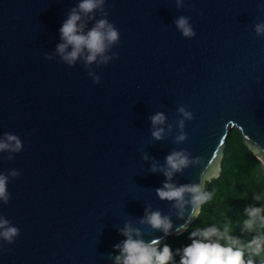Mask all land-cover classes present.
Wrapping results in <instances>:
<instances>
[{
    "label": "water",
    "instance_id": "1",
    "mask_svg": "<svg viewBox=\"0 0 264 264\" xmlns=\"http://www.w3.org/2000/svg\"><path fill=\"white\" fill-rule=\"evenodd\" d=\"M77 3L0 0V134L24 145L11 161L0 153V172L21 173L7 186L9 203H0V215L20 229L0 247V264H114L113 247L125 237L113 225L142 217L148 204L170 214L154 191L165 177L148 172L145 152L161 163L173 148L202 157L204 165L174 177L198 183L202 167L221 165L233 125L264 159V37L253 29L264 22V0H184L179 10L175 0H106L119 58L91 66L98 84L79 62L44 58ZM180 15L191 18L194 38L176 30ZM178 106L193 119L188 140L173 144ZM157 111L174 125L162 142L149 132ZM171 219L173 234L188 217ZM134 226L146 241L163 235Z\"/></svg>",
    "mask_w": 264,
    "mask_h": 264
},
{
    "label": "clouds",
    "instance_id": "2",
    "mask_svg": "<svg viewBox=\"0 0 264 264\" xmlns=\"http://www.w3.org/2000/svg\"><path fill=\"white\" fill-rule=\"evenodd\" d=\"M106 0H78V3L67 11L66 19L59 28V43L54 51L45 52L46 60L59 58V62L73 67L78 62L91 77L93 84L100 83L91 66L107 65L118 59V53L112 49L120 43V32L113 23L107 19L109 12L105 8ZM177 10L184 7V0H175ZM264 11V5H258ZM98 17V18H97ZM190 17L180 15L173 20L176 30L187 39L196 36V31L190 23ZM91 24V26H89ZM257 37H264V22L253 26ZM111 53V54H109ZM178 71H183L179 69ZM257 83L260 82L257 78ZM177 113L181 117L175 121L176 132L172 135L173 144H182L188 140L184 131L185 122L193 119L192 112L186 106H178ZM150 121L149 132L155 142L164 141L173 133V123L168 122L164 112L157 111L148 117ZM23 141L18 135L4 132L0 134V153H7L3 159L11 161L15 154L23 150ZM141 160L148 163V172L162 174L165 179L162 186L156 188L155 195L161 201L170 204L169 213L177 219H188L184 225L176 229V233L187 231L189 226L201 215L203 206L211 202L215 196L214 191L207 189V183L214 178H219L221 168L219 165L208 168L202 167L199 182L178 184L174 177L182 175L189 167L204 165L200 156L192 157L186 149L175 148L164 157L163 163L156 158L142 154ZM264 168V159L260 160ZM21 175L19 170L13 168L7 173L0 172V203L7 205L11 199L8 184ZM252 199L260 202L246 206L240 226V235L233 234L232 221L228 218L222 226H208L195 228L189 233L190 244L176 250L180 256L179 264H256V257L264 255V194H253ZM170 214H162L160 210H153L150 204L144 207L143 216L135 221H125L122 227H113L125 237L120 243L114 245L118 254L112 257L114 264H174V253L168 244H161L173 230ZM134 224L147 226L153 232L159 231L163 235L159 238L146 241L144 232ZM251 235L248 240L242 237ZM20 229L12 221L0 215V247L12 245ZM247 257V259L245 258Z\"/></svg>",
    "mask_w": 264,
    "mask_h": 264
},
{
    "label": "trees",
    "instance_id": "3",
    "mask_svg": "<svg viewBox=\"0 0 264 264\" xmlns=\"http://www.w3.org/2000/svg\"><path fill=\"white\" fill-rule=\"evenodd\" d=\"M221 173L207 183V189L214 191L215 196L211 202L203 206L198 217L187 229L180 234H169L161 244H168L174 253V264H179L180 256L177 249H182L191 241L189 233L195 228H205L216 225L222 226L225 219L232 221L233 234L240 235V226L246 206L260 202L252 199L253 194H264V168L260 159L241 140L239 130L231 125L226 133L221 157ZM243 239L248 240L251 235L245 234ZM118 254L114 251L113 255ZM247 259V257H245ZM256 264H264V255L256 257Z\"/></svg>",
    "mask_w": 264,
    "mask_h": 264
}]
</instances>
